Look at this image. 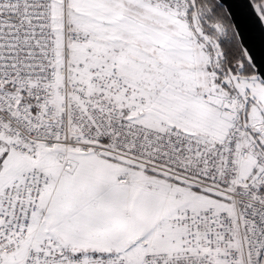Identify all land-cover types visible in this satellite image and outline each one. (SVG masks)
Returning <instances> with one entry per match:
<instances>
[{"label":"snow or ice","instance_id":"6c2138e0","mask_svg":"<svg viewBox=\"0 0 264 264\" xmlns=\"http://www.w3.org/2000/svg\"><path fill=\"white\" fill-rule=\"evenodd\" d=\"M0 264H264V0H0Z\"/></svg>","mask_w":264,"mask_h":264}]
</instances>
